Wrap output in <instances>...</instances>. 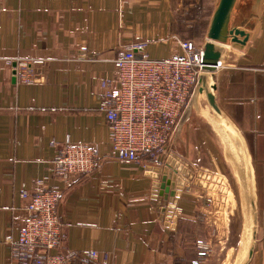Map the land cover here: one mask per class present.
Returning <instances> with one entry per match:
<instances>
[{
  "label": "crops",
  "instance_id": "1",
  "mask_svg": "<svg viewBox=\"0 0 264 264\" xmlns=\"http://www.w3.org/2000/svg\"><path fill=\"white\" fill-rule=\"evenodd\" d=\"M219 2L0 0V264H10L8 241L19 238L21 194L53 187L67 194V253L98 264H200L203 241L217 247L206 264H264V0H238L231 27L250 40L226 45V61L204 75L216 87L220 113L200 94L201 109L191 111L168 152L146 167L108 160L90 180L72 177L71 188L56 174L67 139L112 154L100 106L103 82L117 77L119 53L167 59L184 54L178 40L203 48ZM18 59L40 62L34 84L18 86ZM217 132L220 142L213 141ZM148 166L162 170L159 179ZM165 175L174 182L172 203L157 192ZM218 176L236 184V204L222 200ZM239 198L244 224L253 226L237 262L233 250L226 258L221 253L220 234L237 221Z\"/></svg>",
  "mask_w": 264,
  "mask_h": 264
},
{
  "label": "built area",
  "instance_id": "2",
  "mask_svg": "<svg viewBox=\"0 0 264 264\" xmlns=\"http://www.w3.org/2000/svg\"><path fill=\"white\" fill-rule=\"evenodd\" d=\"M178 43L184 54L167 59H151L134 50L119 53L117 77L103 82L100 106L110 126L112 154H102L98 144L67 139L56 158V174L70 188L72 177L90 180L108 160L146 167L176 142L207 72L203 48L192 40ZM36 64L40 62L17 60L18 86L36 82ZM66 196L58 187L21 194L25 217L18 240L8 241L12 247L10 264H98L93 257L85 259L66 252L62 217ZM200 259V264H206L205 257L200 255Z\"/></svg>",
  "mask_w": 264,
  "mask_h": 264
},
{
  "label": "water",
  "instance_id": "3",
  "mask_svg": "<svg viewBox=\"0 0 264 264\" xmlns=\"http://www.w3.org/2000/svg\"><path fill=\"white\" fill-rule=\"evenodd\" d=\"M238 0H220L219 5L213 15L211 25L208 31L207 41L203 46V64L207 72L215 71L220 63L226 61V45L230 42L246 46L250 40L249 34L240 28H232V16L237 5ZM243 38V39H240ZM215 86H210L206 78L202 80V87L200 89V94H205L207 96L210 106L218 113L220 109L216 103V98L212 93ZM150 171L154 167H147ZM156 171L155 177L160 178L162 170L159 168L154 169ZM173 179L178 178L173 172L170 173ZM178 184L183 186L185 181L180 178L177 180ZM172 180H168L167 176L162 177V182L160 184V191L157 189V192L160 196L166 197L168 203H172L176 195V190L172 186ZM176 188V187H175ZM172 190V191H171ZM169 193V194H168Z\"/></svg>",
  "mask_w": 264,
  "mask_h": 264
},
{
  "label": "rangeland",
  "instance_id": "4",
  "mask_svg": "<svg viewBox=\"0 0 264 264\" xmlns=\"http://www.w3.org/2000/svg\"><path fill=\"white\" fill-rule=\"evenodd\" d=\"M198 46H200V45H198ZM198 97H200V94L197 96L196 100L194 101V103H193V105H192V107L188 113V116L193 109L194 110L195 109H197V110L201 109L202 106L200 105V101L198 103H196L198 101ZM192 113H193V111H192ZM213 129L216 131L217 128H215V126H214ZM219 135H220L219 132H217V135H216L217 139L212 135L214 137V139H213L214 142H216V141L220 142L221 138ZM182 160H183L182 158H179L178 161H176V162L178 164H181L180 166L182 167V170H183L185 165H184V162ZM220 176H218L220 181H217V182L221 188H219L218 190H220L222 192V194L225 195L227 198L226 199L225 197H223L222 200H224V203L229 202V204H230L232 202V199H233L234 204H236L235 195H234V187L236 189V184L234 186L233 182H230L229 180L226 181L224 179V177H220ZM205 180H207V179H205ZM212 195L216 196V192H213ZM237 201H239L241 204V211L239 214L234 216L235 218L237 217V221L234 222L233 227L229 230L222 231V234H220V237H222L224 242H225V245H221L220 250H221V253L225 254V258L227 257V253L229 251L233 250L234 251V257L233 258L235 259V261L238 262L237 258H242L241 260H243V256H244V252L246 250V247L242 243H244L245 239L247 240L250 237L253 224H252V226L251 225L249 226V223L244 224L243 216H245V219H246L247 215L243 214V211H244L243 201L240 198ZM216 205H218V204H216ZM232 205L233 204L231 203V206ZM237 205H238V203H237ZM237 210L238 209H236V211ZM214 237L216 239V236H214ZM200 243H201V251L199 252V255H201V257H205V259H207L208 256H211V255L214 256L213 248L214 249L217 248V247L213 246L214 243H212V244L209 243L210 245H206L203 241H200ZM226 243L231 244V245H227ZM202 254H203V256H202Z\"/></svg>",
  "mask_w": 264,
  "mask_h": 264
}]
</instances>
